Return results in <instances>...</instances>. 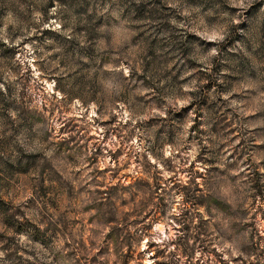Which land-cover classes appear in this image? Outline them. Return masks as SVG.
<instances>
[{
    "label": "clouds",
    "instance_id": "1",
    "mask_svg": "<svg viewBox=\"0 0 264 264\" xmlns=\"http://www.w3.org/2000/svg\"><path fill=\"white\" fill-rule=\"evenodd\" d=\"M21 172L0 264H128L114 229L133 264H264V0H0V177Z\"/></svg>",
    "mask_w": 264,
    "mask_h": 264
},
{
    "label": "rangeland",
    "instance_id": "2",
    "mask_svg": "<svg viewBox=\"0 0 264 264\" xmlns=\"http://www.w3.org/2000/svg\"><path fill=\"white\" fill-rule=\"evenodd\" d=\"M222 111V110H221ZM222 125H225V128L228 126L227 125V118L225 117L222 121H221ZM221 130H225V129H221ZM68 150L69 151H73V152H81L82 153V149H75L72 148L71 146H68ZM98 159V158H97ZM38 167V165L36 166ZM31 171V170H30ZM30 174V172H21V173H14L12 175V177L5 179L3 177H0V192H3L5 186H7L9 189L11 188V180H15L17 183H20L21 181H23L28 175ZM103 186V185H101ZM46 195H49L50 193H45ZM100 195H105V193H100ZM142 195L144 196H148L151 195L152 199H156L155 194L154 193H149L147 189H143V190H137L135 193V196L132 198V200H122L119 196L117 195H110L108 197V203L107 204H100L96 209H93V211H96L97 215L95 217H92L91 219L87 218V212H85L83 215L85 217L84 220H77L71 224H65V231L67 232L70 228L71 229H76V228H88L90 226H94L97 224L100 225H104V224H115L118 223V215L119 213L125 209L128 208L131 204H133L137 199H139ZM194 207H199L198 205H193ZM10 213V209L6 210L5 214ZM129 219L128 216L124 217V220ZM195 220V218L193 217V221ZM205 233L201 232L200 235L203 236ZM111 240H112V244L115 246L116 251L118 253L123 254L124 249L128 250V256H129V260H128V264H133V261L135 260L136 257V253L133 251V246H132V242L129 239L128 236H126L124 234V230L123 229H114L112 236H111ZM197 241L199 242V237H197ZM111 247V245H110ZM108 254L107 252H105L102 255H106ZM158 255H160L158 253ZM97 260L100 259V257L96 258Z\"/></svg>",
    "mask_w": 264,
    "mask_h": 264
}]
</instances>
